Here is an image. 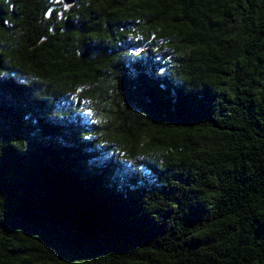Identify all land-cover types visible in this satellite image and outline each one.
<instances>
[{"label": "trees", "instance_id": "trees-1", "mask_svg": "<svg viewBox=\"0 0 264 264\" xmlns=\"http://www.w3.org/2000/svg\"><path fill=\"white\" fill-rule=\"evenodd\" d=\"M0 264H264V0H0Z\"/></svg>", "mask_w": 264, "mask_h": 264}, {"label": "water", "instance_id": "water-1", "mask_svg": "<svg viewBox=\"0 0 264 264\" xmlns=\"http://www.w3.org/2000/svg\"><path fill=\"white\" fill-rule=\"evenodd\" d=\"M66 3H70L72 2V0H64Z\"/></svg>", "mask_w": 264, "mask_h": 264}]
</instances>
